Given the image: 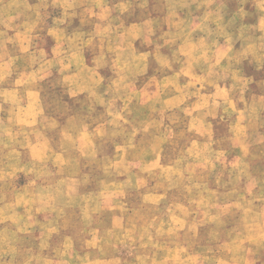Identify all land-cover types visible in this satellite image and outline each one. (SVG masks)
I'll use <instances>...</instances> for the list:
<instances>
[{
  "label": "rangeland",
  "instance_id": "374dc122",
  "mask_svg": "<svg viewBox=\"0 0 264 264\" xmlns=\"http://www.w3.org/2000/svg\"><path fill=\"white\" fill-rule=\"evenodd\" d=\"M166 2V0H156L154 3L162 11L166 7ZM184 4L186 8H183ZM233 4L238 9L245 7V12L237 16L236 22H232L238 29V41H249L254 44L256 52L263 53L264 45L252 40L259 26L258 19L264 15L263 0H233ZM179 5H181L180 11H184L181 14V17L186 19L184 24L195 29L198 24L199 4L195 1H180ZM56 14L57 12L53 16L58 17ZM148 17V14H142L139 18L144 20ZM182 18L173 16V23ZM133 19L135 17L130 16L128 22H132ZM241 20L249 26L246 25L248 27L244 28ZM261 27L264 33V22ZM82 34L81 32V37ZM84 34L88 37V30ZM161 36L162 33L158 34V42L164 43V38ZM166 38L172 41L170 44L173 46L169 47L168 53L177 61L173 67L174 72L179 74L182 64L178 62L181 58L176 47L178 37L172 35ZM5 39V34L0 30V41L4 43ZM41 40L45 51L38 53L36 49H30L26 57H32L33 61L50 57L51 38L44 32ZM3 47L0 48L2 59L9 51L13 55H20L16 48ZM101 51L105 52L99 44L95 47L93 43L89 47L86 56L90 64H96L98 60L96 55ZM203 52L205 56H210L212 49L205 46ZM237 56L238 76L243 79L237 78L235 86L230 90L232 93L230 100L235 104L234 109L244 112L236 123V117L227 105L228 97L223 93L224 95L220 96L221 100L218 98L215 104L218 108L220 102V114L212 121L210 131L212 139L205 142L198 137L199 131L208 132L200 129L197 121L206 112L196 111L197 107L202 106L201 103L196 105V101L202 96L204 104L213 101L212 94L216 91L214 86L218 81L206 80L202 86H193V81L190 83L183 76L180 77L178 80L183 92L179 97V101H183L180 109L168 115L162 127L147 128L152 116L149 111L154 109V105H160L158 103L161 98L150 97L145 91L139 97L135 96L137 108H130L125 120L118 118L111 125L106 124L111 119V114L116 115L121 109V98H127L126 103H128L134 97V94L123 97L116 94L117 88H121L122 85L125 87L132 81L116 83V86H112L115 70L113 64L100 66L106 85L104 91H108L113 96L112 103L106 110L96 105L92 106L93 110H89L90 112L81 110L82 106L88 107V98L84 95L78 98L69 97L57 74L47 76L39 85L44 119L39 130L26 131L22 135L24 137L20 144L22 159L30 162L28 148L40 136L46 134L59 147L62 145L61 131H65L66 136L73 131L72 135L79 134L75 133L78 129L74 127H64L68 120L72 117L82 121L88 119L87 124H90L88 130L98 141L96 151L98 156L102 157L101 159L97 157L92 163L89 162L90 192L100 189L102 181L111 184L119 179V190L128 188L125 191L126 227L122 232L106 233L111 227L110 222L113 217L109 211L103 214V220L107 223L80 227L76 221L85 217L84 210L76 206L68 208L66 200L56 198L49 201L55 206L46 208V211L38 209L37 212V209H34L35 215L51 218L53 223L37 224L42 233L37 235L36 229L25 233L24 237L21 233V208L8 209L7 212L0 209V264L35 262L34 252L40 247L39 244L44 248L49 246L53 248L59 244V239L66 237L65 234L68 233L77 237L75 243L82 252L86 248L85 237H90V233L97 229L96 226L109 236L103 240L102 245L113 249L112 252L121 254L117 261L121 264H264V97L260 98L263 94L264 65L262 69L258 68L256 59L253 60L252 57L256 56V53L248 56L247 59H244L247 56L242 58L239 52ZM28 63L29 60L25 65L29 66ZM147 66L146 75L141 76L135 83L137 87L142 88L150 79L161 74L162 66L155 61L148 62ZM192 68H196V65H192ZM10 80H7L9 84H11ZM235 87L241 89L234 92ZM127 89L128 92H132V84L131 87L126 86ZM143 103H150L151 106H143ZM200 111L201 114H198ZM52 119L56 120L57 128L50 126ZM235 136L245 137L250 142L239 143L234 140L233 143L231 139ZM26 139L30 144L28 141L24 143ZM134 139L136 141L133 143H136L137 148L126 156L135 161L133 174L131 173L133 168L126 164L125 159L119 163V166L110 168L111 157L118 154L117 149L127 143L132 145ZM241 146H247V157L236 159L239 154L244 155ZM30 167L36 168L31 163ZM105 167H109L107 169L109 173L103 176L100 169ZM44 169L46 176L40 184L58 180L59 176L56 175L52 163H48ZM119 174L121 176L118 177ZM26 181V177L20 175L12 178L8 182L12 191L9 190L7 195H0V198L16 199L18 194L16 189ZM120 184L123 186L121 187ZM56 189L62 190L61 187ZM155 192H160L165 197L161 199L159 205L151 206L146 197L152 193L154 195ZM87 212L90 213L89 210ZM45 228L58 232L55 233L56 237L51 245H48L46 237L52 232L45 231Z\"/></svg>",
  "mask_w": 264,
  "mask_h": 264
},
{
  "label": "crops",
  "instance_id": "0c3cea01",
  "mask_svg": "<svg viewBox=\"0 0 264 264\" xmlns=\"http://www.w3.org/2000/svg\"><path fill=\"white\" fill-rule=\"evenodd\" d=\"M166 1V7L160 11L154 3L156 0H0V30L6 36L4 43L0 41V48L3 46L16 48L20 54L13 55L9 51L6 57L0 58V195H7L9 190L12 191L8 186L12 178L20 175L27 179L16 189L18 191L16 199L0 198V209L7 212L8 209L21 208V233L24 237L25 233L36 229L38 230L37 235L42 233L37 224L53 223L51 218L35 215L34 209H37V212L38 209L46 211V208L55 206L49 201L56 198L66 200L68 208L76 206L84 210L85 217L76 221L80 227L81 225L87 227L88 224L107 223L103 220V214H107L108 211L113 214V217L110 222L111 227L106 233L122 232L126 227L125 191L128 188L124 187L123 190H119V179L111 184L102 181L99 191L90 192L89 162L92 163L97 157L99 159L102 157H99L96 151L98 141L88 130L90 126L87 124L88 119L82 121L72 117L68 120L63 126L74 127L78 129L75 133L79 134L72 135L73 131L66 136L65 131H61L62 145L59 147L46 134L40 136L28 148V161L30 162L22 159V147H20L24 138L22 135L26 131L39 130L44 119L39 85L50 74H57L69 97L78 98L84 95L88 98V107L82 106L81 110L90 112L89 110H93L94 105L106 110L111 105L113 96L108 91H104L106 85L100 66L113 64L115 70L112 76V86H116V83L132 81L133 88L132 92H128L129 89L126 90V86L131 87V84L125 87L122 85L121 88L116 89V94L122 97L134 94V97L128 103H126L127 98L120 99L121 109L118 114H111L107 125H111L118 118L125 120L128 110L137 108L138 103L135 105V96L137 98L145 91L150 97L159 96L161 98L158 103L160 105H154V109L149 111L152 116L147 128L162 127L168 115L180 109L183 104V101H179L183 92L178 80L182 76L190 83L193 81V86H202L206 80L218 81L214 86L216 91L212 94L213 101L204 104L203 96L196 101V105L202 104L201 107H197L196 111L206 112L204 116L200 115L197 121L200 129L208 132L199 131L198 137L202 138L201 141L212 139L210 135L212 121L220 114V102L218 108L215 104L218 98L221 100L220 96L224 95L223 93L228 97V108L234 113L236 123L238 122L244 110L234 109L235 104L233 100H230L232 94L230 90L235 86L237 78L243 79L238 76L237 53L239 52L242 58L247 56L244 59L256 53V56H252L253 60L256 59V65L261 69L264 65V52H256L254 44L249 41L239 42L238 29L232 23L237 21V16L245 12V7L235 8L233 0ZM180 1H195L199 4L198 24L195 29L184 24L186 19L181 17L184 11H180ZM183 8H186L185 4ZM55 12L58 17L53 16ZM142 14H148L149 17L141 20L139 17ZM130 16L135 17L132 22H128ZM173 16L182 19L173 23ZM258 20L259 26L252 40L264 45V33L261 27L264 15ZM241 21L244 28L249 26L244 23V20ZM87 30L88 37L84 34ZM44 32L52 40L51 55L49 58L33 61L32 57H26L29 55L28 50L36 49L38 53L45 51L44 45L41 44ZM81 32L83 37L80 36ZM160 33H162L164 43L158 42ZM172 35L178 37L176 47L181 55L178 62L182 64L179 74L174 72L173 67L177 61L168 53L169 47L173 45L170 44L172 41L167 40L166 37ZM249 39L251 40V37ZM93 43L95 47L99 44V47L105 50V52L97 53L96 64H90L86 56ZM205 46L212 49L210 56H205L203 52ZM28 60L30 65L26 66ZM152 61L162 66L161 74L150 79L142 88L137 87L136 81L144 74L146 75L147 64ZM192 65H196V68H192ZM7 80H10L11 84ZM239 89L241 88L235 87L233 91ZM168 92L170 93L167 94ZM262 93L260 98L264 97V81L262 82ZM149 104L143 103L142 105L151 106ZM198 114H201V111ZM52 120L50 126L57 128L56 120ZM231 140L233 143L234 140L239 143L250 142L245 137L237 136L232 137ZM26 141L28 139L24 143ZM135 141V139L132 140V143ZM135 145L136 143L132 145L127 143L125 146H120L116 152L118 154L111 157L112 166L110 168L115 165L119 166V163L125 159L126 164L133 168L131 172L133 174L135 161L126 156L137 148ZM241 148L244 155L239 154L236 159L247 157V146H241ZM30 163L36 168H31ZM48 163L53 164L59 178L50 183L40 184L46 176L44 167ZM108 168L100 169L103 176L109 173ZM120 185L123 186V184ZM57 187H61L62 190H57ZM18 197L21 198L20 202ZM164 197V194L155 192L154 195L152 193L146 198L153 206L154 204L159 205ZM88 210L90 213L87 212ZM95 228L97 229L90 233V237H85L84 251L81 252L76 246L77 237L68 233L65 234L66 237L59 239V244L53 248L50 246L44 248L39 244L40 247H37L34 252L35 262L28 261L24 264H121L117 263L121 254L112 252L113 249L102 245L103 240L109 236L104 234V230L100 227ZM52 229L45 228V231L52 232L46 237L48 245H51L56 237L57 230Z\"/></svg>",
  "mask_w": 264,
  "mask_h": 264
}]
</instances>
